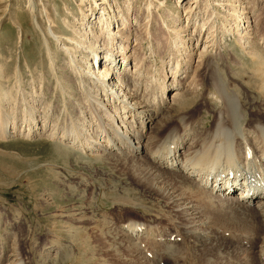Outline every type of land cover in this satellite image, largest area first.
Here are the masks:
<instances>
[{"label": "rangeland", "instance_id": "rangeland-1", "mask_svg": "<svg viewBox=\"0 0 264 264\" xmlns=\"http://www.w3.org/2000/svg\"><path fill=\"white\" fill-rule=\"evenodd\" d=\"M191 1L97 0L98 6L92 10L90 5H95L90 4L91 0H35V14L29 10L28 0H0V57H5L4 66L9 76L13 75L19 62L23 76V93L16 85L11 88L14 99L0 100V112L4 119H12L4 115L9 113L16 118L18 125L26 126L23 121L26 118H23L20 109L35 104L42 110L40 102L43 100L50 101L51 105L61 103L56 92H51L54 82L49 75L42 35L35 23L37 19L44 27L48 25L43 12L45 4L52 10L55 30L68 36H73L72 26L74 29L81 28L79 19L83 14L88 17L84 20L87 29L91 27L98 33L96 21L101 11L107 10L104 16H110L111 26L116 30L117 26H121V21L117 23L115 20L117 8L125 11L128 8L125 12L129 17L127 23L131 21L130 29L138 34L137 42L141 43L139 47L131 38L127 51L131 53L136 48L140 52L144 59L140 74L147 84L155 82L150 83L151 87L158 86L163 68L167 81L171 80L172 29L184 36L187 45L191 44L189 49L194 54L192 66L188 68L190 71L197 63L198 52L203 50L204 64L197 70L203 83L197 84L198 80L196 88H192V85H187L190 76L186 78L183 70L179 72V78H184L183 85L196 91L185 95L182 104L171 106V114L176 116L167 122H174L178 115L186 113L196 117L202 129L210 126L214 113L221 107L220 103L211 99V69L217 70L229 88L237 92L244 111V124L264 120V0ZM237 16L243 17L241 28L247 26L250 30L241 41L237 36L226 34L237 21ZM64 17L69 19V24L63 20ZM204 20L207 22L204 27L214 23L217 30L221 29L217 32L220 36L215 57L207 56L214 51L206 52L203 42H196L195 39L196 28ZM101 38L100 47L103 46ZM51 43L55 49L56 45ZM100 50L105 52L103 47ZM248 51H255V58L248 55ZM63 55L58 51L59 65ZM181 57L178 59L183 60ZM119 59L122 63L121 56ZM166 62L169 65L163 67ZM207 63L210 64L208 70L204 68ZM123 65L125 62L121 68ZM35 67L46 73L48 80L36 92L28 84L29 70ZM36 87L39 88L38 85ZM71 101L73 107L68 114L57 106L56 113L50 111L49 117L57 120L58 125L70 123L71 118L75 125H81L85 117L86 120L95 118L97 111L89 110L88 113L87 108H83L84 116L80 115L77 105L86 103L84 107H87L88 104L78 95ZM37 119L42 117L38 115ZM116 156L85 155L45 137L16 135L0 139V264H255V239L248 236L246 239L238 238L244 233L240 220L226 218L218 224L212 218H205V222L199 225V218L195 222L193 217H189L193 215L180 208L177 204L180 199L175 201L177 193L187 196L195 191L187 178L156 173L151 176L156 182V187H152L143 180L141 172L145 171L140 167L142 162L133 163ZM134 222L147 227L156 239L144 236V233L138 237L129 233L131 237H126L125 225ZM196 226L200 227L197 231L201 235L199 238L195 236L196 231L192 232L197 229ZM160 236L166 239L160 242L157 240ZM55 243L60 245L54 248Z\"/></svg>", "mask_w": 264, "mask_h": 264}, {"label": "bare ground", "instance_id": "bare-ground-1", "mask_svg": "<svg viewBox=\"0 0 264 264\" xmlns=\"http://www.w3.org/2000/svg\"><path fill=\"white\" fill-rule=\"evenodd\" d=\"M82 1L80 0V2ZM196 1L193 0L191 3ZM28 3L30 12L37 13L35 0H28ZM92 3L95 7L90 5V9L98 6L97 0H91L90 4ZM43 5L48 25L44 27L37 19H35V23L42 35L45 56L49 63V75L54 82L51 92H56L61 103L51 105L50 101L43 100L40 102L43 104L42 110L40 105V107H36L33 103L32 106L29 105L30 107L26 106L20 109L23 118H26L23 120L27 123L26 126L18 125L16 118L10 116L9 113L4 115L12 119L10 121L4 119L0 112V139H8L16 135L26 138L45 137L85 155L95 157L107 155V158L117 155L116 157L133 163L142 162L140 167L145 173L141 172V175H143V180L152 187H156V182L152 181L151 176L156 173H166L172 177H185L191 182H189L190 185H194L195 191L193 190L194 193L187 196L181 192L177 193L175 201L182 200L180 204L179 201L177 202L181 206L180 208L193 215L188 216L193 217L195 222L199 221V225L205 222V218H212V221L218 224L219 221L226 218L240 220V226L244 227V233L241 235L243 237L239 236L238 238L255 239L253 242V244L255 243L254 248L257 249L255 264H264V120L244 124L242 121L244 111H242L243 107L237 92L235 93V90L232 91L229 88L225 78L217 70L210 68L209 88H211L212 95L210 96L211 99L221 104L218 111L214 113L210 126L202 129L203 126L199 125L197 118L186 115V113L178 115L174 122H167L174 116L171 114V106L182 104L183 97L190 95L193 90L183 85L184 78L182 80L179 78V72L183 70L186 78L190 76L191 79L188 78L189 82L186 84L192 85V88H196L195 83L198 80L197 84L203 83L201 75L197 74V70L204 64L205 53L203 50L198 52L197 63L190 71L188 68L192 66L194 54L189 49L191 44L187 45L184 36L172 29L174 31L172 44L174 50L170 59L173 66L170 67L171 80L167 81L166 71L163 68V75L157 81L158 86L151 87L150 85L155 82L151 81V84L149 82L147 84L145 77L144 81L140 74L143 71L141 69H143L142 60H144L140 52L136 48H133L131 53L127 51L131 38H134L135 45L140 47L141 43L137 42L138 34L136 35L130 29L131 21L127 23L129 17L125 12L128 8L126 11L120 7L117 8L115 20L117 23L120 20L121 26L120 28L117 26L116 30L111 26L110 16H104L108 13L107 10L101 11L96 21L98 33L91 27L87 29L84 20L88 17L87 14H83L82 19H79L81 28L74 29L75 27L72 26L70 29L73 36H68L64 32L55 30L52 10L45 4ZM150 5L152 2L149 3V8ZM79 10L81 13L83 12L80 5ZM81 13L80 15H82ZM178 16L177 18H179ZM244 18L246 17L244 16ZM236 19L237 21L233 23L232 27H228L229 32L226 31V34L237 36V39L241 41L242 37L250 30H247V26L241 28L240 22L243 21V17L237 16ZM63 20L69 24L67 17H64ZM205 23L207 22L204 20L200 25L198 24L197 28L195 27L197 35L195 39L196 42H203L206 52L214 51L210 54L207 53V56L215 57L217 55L214 56V54L218 53V36H220L217 32L221 29L217 30L218 27L210 22L211 25L209 24L206 28L204 27ZM243 31H245L244 34ZM100 36L103 42L101 47L105 48V52L99 51L101 48ZM51 41L56 45L55 49L52 48ZM58 51L64 53L60 65L57 57ZM101 53L104 54L101 55ZM247 53L252 58H255L254 55L257 54L255 51ZM120 56L122 63L125 62L122 68V63H119ZM178 57L183 60H179ZM0 59V100L10 97L14 99L13 93H11L12 87L17 85L20 93H23L20 62L16 64L13 75L9 76L4 66L5 57L1 56ZM168 63L166 62L162 66L165 67ZM206 65L204 68L208 70L210 64ZM145 67L147 66L145 65ZM144 70L146 71V69ZM29 72L28 84L35 92L42 89L47 78L46 73L38 70L37 67ZM39 72L40 74H38ZM12 79L14 81L10 85ZM36 84L39 88L36 87ZM170 89V93L167 94ZM77 95L80 100H85L88 106L84 107L85 101L84 105H77L81 114L74 110L75 107L73 110L80 115L84 112L83 108H87V112L89 110L97 111L95 118L89 117L90 119L86 120L85 117L81 125H75L76 122L71 121L72 118L70 119V112L69 116L67 115L70 123L63 122L58 125L57 120L49 117L50 111L56 113L57 106H60L58 109L66 114L73 107L71 99ZM50 96L52 95L50 94ZM192 96H194L193 92ZM193 101L194 105L195 100ZM38 115L42 117L41 120L37 119ZM196 218L199 220L196 221ZM124 230L126 237L128 235L131 237L130 234L138 237L144 233V236L156 239L147 227L136 222L125 225ZM199 230L200 227H197L192 232ZM195 234L198 238L201 236L198 232ZM164 239L166 238L163 236L157 238L160 242ZM57 244H53L54 248L58 247Z\"/></svg>", "mask_w": 264, "mask_h": 264}]
</instances>
